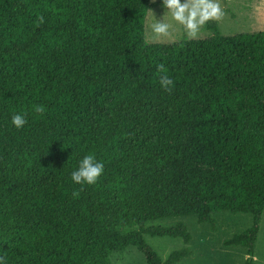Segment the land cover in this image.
<instances>
[{
	"label": "trees",
	"instance_id": "16d2710c",
	"mask_svg": "<svg viewBox=\"0 0 264 264\" xmlns=\"http://www.w3.org/2000/svg\"><path fill=\"white\" fill-rule=\"evenodd\" d=\"M150 0H0V258L147 264L192 256L195 217L251 214L223 241L254 264L264 212V31L148 43ZM173 84L163 89L156 65ZM40 105L43 112H35ZM26 114L17 129L11 114ZM104 163L76 184V160ZM75 193V194H74ZM181 238L166 260L144 236Z\"/></svg>",
	"mask_w": 264,
	"mask_h": 264
},
{
	"label": "rangeland",
	"instance_id": "374dc122",
	"mask_svg": "<svg viewBox=\"0 0 264 264\" xmlns=\"http://www.w3.org/2000/svg\"><path fill=\"white\" fill-rule=\"evenodd\" d=\"M155 18L163 17L164 8L161 0H150ZM223 15L204 26L198 35L189 38L182 31H175L168 37L152 38L149 34L148 23L145 21V38L148 43L171 44L183 39H203L214 34V26L220 34L230 36L240 33H257L264 31V0H219ZM218 230L210 231L208 224H198L195 217H179L151 223L152 226H173L184 222L192 233L189 244L192 256L178 264H244L247 254L243 247L223 246V241L235 234L245 231L253 224L251 214H232L220 212L216 214ZM144 239L163 260L175 250L181 249L184 243L181 238L152 237L145 235ZM113 264H147L143 253L136 247H128L125 251L116 252L112 256ZM254 264H264V212L261 229L256 243Z\"/></svg>",
	"mask_w": 264,
	"mask_h": 264
},
{
	"label": "clouds",
	"instance_id": "9594fccd",
	"mask_svg": "<svg viewBox=\"0 0 264 264\" xmlns=\"http://www.w3.org/2000/svg\"><path fill=\"white\" fill-rule=\"evenodd\" d=\"M164 8L163 17H154L151 9H147V23L152 38L168 37L175 31H182L189 38L198 35L201 29L210 21L219 19L223 15L219 0H161ZM160 87L167 90L173 80L166 74L163 64L156 65ZM35 112H43L40 105L33 106ZM11 124L17 129L27 123L26 114L15 112L11 114ZM104 163L96 159L93 153H85L76 160V166L71 171V180L76 184H94L103 173ZM75 194V193H74ZM0 264H5L0 258Z\"/></svg>",
	"mask_w": 264,
	"mask_h": 264
}]
</instances>
